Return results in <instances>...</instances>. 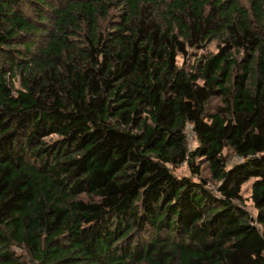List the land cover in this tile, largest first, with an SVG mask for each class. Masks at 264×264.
I'll list each match as a JSON object with an SVG mask.
<instances>
[{
  "label": "trees",
  "instance_id": "16d2710c",
  "mask_svg": "<svg viewBox=\"0 0 264 264\" xmlns=\"http://www.w3.org/2000/svg\"><path fill=\"white\" fill-rule=\"evenodd\" d=\"M0 264H264V0H0Z\"/></svg>",
  "mask_w": 264,
  "mask_h": 264
},
{
  "label": "rangeland",
  "instance_id": "374dc122",
  "mask_svg": "<svg viewBox=\"0 0 264 264\" xmlns=\"http://www.w3.org/2000/svg\"><path fill=\"white\" fill-rule=\"evenodd\" d=\"M213 48V46L211 47ZM182 60V59H181ZM189 62L192 64L194 62V58L189 59ZM190 131V130H189ZM189 139L191 140V146L195 147L196 146V141H195V137L194 134L192 132L189 133ZM229 156H231V153L229 152ZM239 160V158L237 156L232 157L231 156V160L230 163L234 164L235 162H237ZM177 174L179 175H183V174H190L188 173V167L187 166H183L178 168L177 170ZM244 197L246 199V208L253 214H256V211L253 207L252 201L250 200V194H251V182L246 183V185L244 186Z\"/></svg>",
  "mask_w": 264,
  "mask_h": 264
}]
</instances>
